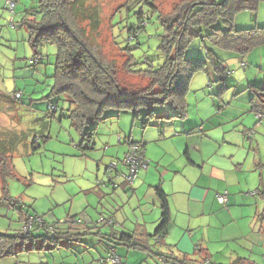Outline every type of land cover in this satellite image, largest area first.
<instances>
[{
    "label": "rangeland",
    "instance_id": "1",
    "mask_svg": "<svg viewBox=\"0 0 264 264\" xmlns=\"http://www.w3.org/2000/svg\"><path fill=\"white\" fill-rule=\"evenodd\" d=\"M7 1L0 0V131L6 129L11 132L3 143L12 154L11 163L15 176L8 179L6 197L9 196L10 200L4 197L0 178V231L6 234L19 233L28 225L27 214L41 217L47 225L56 224L62 232L81 235L64 237L61 246L55 249L50 238H45L52 237L55 232L35 229L32 231L34 239L24 245L21 241L18 242L15 253L2 256L0 252V264H112V249L123 258V264H209L202 254L203 251L206 253L204 248L199 250V246H190V234H194L192 243H202L205 228L203 233L187 231L181 216H174L168 228V232H171L168 242L175 249L170 245L161 248L156 246L153 249L170 257L128 247L119 237L111 235L110 225L100 223L102 215L108 217L117 212L121 216L115 220L114 225L119 232L118 236L133 229L137 219L143 222V230L146 228L147 234L155 232L161 212L156 208L155 213L150 211L154 209L156 194L148 186H141V180L137 183L141 188L138 191L136 187L135 194L119 186L124 181L121 172L127 170L123 160L130 150L128 138L131 137L138 143L146 142L144 152L151 167L162 165L160 161L180 165L186 160V156H179L175 152L167 154L168 149H165L170 144L167 142L170 139L165 137L173 136L177 128L166 125L165 133L161 126H154L153 123L165 122L166 119L154 117L144 127L139 120L134 119L131 110H106L103 120L86 127L94 132L92 144H83V137L68 117L72 107L69 98H59L52 94L56 47L45 43L36 53L31 44L30 32L23 24V18L36 5L37 0H10L16 2L14 11L7 6ZM127 1L85 0L83 7L92 11L93 15L98 14L99 23L94 27L92 21L85 18L82 20L84 26L101 47L102 54L115 59L119 66L125 63L128 56L116 44L115 35L124 46L139 44L134 48L138 67L144 68L146 59L153 61L156 67L162 65L165 58L158 49L161 43L159 35L162 32L159 14L151 15V6L143 0H129L128 5H125ZM151 2L162 12L170 11L173 5V0ZM127 7L128 13L131 12L129 18ZM142 7L146 15L149 13V23L132 40L129 38L127 24L137 23L138 17L134 13ZM27 17L33 18L32 15ZM234 26L236 29L264 26V1L256 11L238 12ZM206 45L211 48L206 38H195L186 57H203ZM213 50L226 59L227 67L232 73L227 75L226 81H221L218 73L209 65L206 71L194 74L186 95V118L174 117L169 122L180 126L177 129L179 142L181 140L185 147L188 143L191 147L198 145L196 149L190 148L191 154L197 155L202 148L210 153L215 150L216 153L221 147L236 153L235 161L241 163L243 168L234 175V180L241 183L233 189L241 201L240 207L254 216L257 208L259 213L264 209V200L256 193L257 189H264V118L260 120L251 110V97L254 95V87L251 85L264 86V45L255 47L246 56L218 48ZM36 54L43 55L44 59L34 65L31 59L38 56ZM118 75L121 82L133 91L149 84L145 76L128 74L121 68ZM221 86L225 87L222 92ZM16 90L24 94L19 100L13 98ZM51 102H56L58 108L52 117H48L46 114ZM155 111L158 115H171L175 112L169 104L156 105ZM185 119L188 120L183 123L181 120ZM46 122L48 130L43 133ZM198 126H201V131L196 135L182 133ZM21 132L27 133L28 138L12 144L9 141L12 135H22ZM42 133L48 137L42 138L40 148L33 151L34 135L40 137L43 136ZM187 138L188 142L185 141ZM82 144L83 148H89H80ZM114 161L118 163V170L111 172L108 167ZM109 178H113L117 188H114L115 185ZM139 178H143L142 172L136 181ZM100 181L103 183L100 184ZM99 190L104 191L102 197L98 194ZM142 210H147L144 217ZM21 212L26 216L23 219ZM78 218L84 222L73 223ZM197 225V222H193L191 227ZM209 235L212 238L210 247H222L228 242L223 241L216 233L212 235L211 232ZM149 239L155 244L154 239ZM253 246L254 252L252 249H244L239 250V253H228L234 257L246 255L257 263L264 264V244ZM181 251L189 253L182 255ZM185 255L186 260H183ZM224 255L219 257L221 260L213 262L229 263L230 258Z\"/></svg>",
    "mask_w": 264,
    "mask_h": 264
},
{
    "label": "trees",
    "instance_id": "2",
    "mask_svg": "<svg viewBox=\"0 0 264 264\" xmlns=\"http://www.w3.org/2000/svg\"><path fill=\"white\" fill-rule=\"evenodd\" d=\"M84 1L37 0L36 5L27 12V16L32 15L33 18L27 16L23 18V24L30 32L31 44L36 53L45 43L53 44L56 47V68L53 76L55 83L52 94L59 96V98L61 96L69 98L72 107L68 117L72 119L83 137V144L84 142H87L88 145L92 144L94 132L86 127L90 123L103 120L106 110H116L117 112L131 110L134 119L139 120L144 127L149 125L154 117L159 119L167 117L186 118V95L194 74L206 71L209 65L218 73L221 81H226L227 75L232 73L231 69L227 67L226 59L217 55L213 49L218 48L246 56L255 47L264 45V26L247 29H236L234 26L235 16L238 12L243 10L256 11L259 4L264 0H173L172 9L168 12L159 10L156 4L151 2L152 0H143L151 6V15L159 14L158 21L162 32L159 35L161 43L158 49L163 54L165 61L156 67L153 61L146 59V66L144 68L138 67L134 48L138 47L139 44L124 46L122 42H118V36L115 35L116 44H119L120 49L126 52L128 56L125 63L119 66L115 59L107 58L102 54L101 47L84 26L82 20L85 18L90 19L94 27L99 23L98 14L93 15L92 11L84 8L82 5ZM128 1L125 5H128ZM121 8L119 12H121ZM128 11L127 7V18L131 16V12L128 13ZM134 14L138 17L137 23L127 24L129 38L132 40L136 39L149 23L147 19L149 13L146 15L143 7ZM199 36L206 38L211 44V48L205 46L206 53L203 57L187 58L186 52L189 46ZM36 55L38 56L33 57L31 61L38 58L37 60L41 62L44 59L43 55ZM119 68L128 74L145 76L148 78L149 84L138 88L136 91L129 89L119 79ZM251 87H254V95L251 97V110L261 120L264 118V86L251 85ZM224 89L225 87L221 86L220 92ZM23 95L22 92V97ZM161 104H169L175 112L168 116L165 114L158 115L155 108L156 105ZM57 108L58 104L51 102L46 115L52 117ZM1 130L0 178L4 197H6L8 179L15 176V172L11 163L12 154H10L7 145L3 143L6 141L5 137L11 132L6 129ZM47 130L48 122L45 123L43 133ZM7 131L9 133H6ZM43 133V136L40 137L34 135L33 151L40 148L42 138L48 137ZM21 134H13L9 141L13 144L18 140L28 138L27 133L21 132ZM130 140L133 139L129 137L128 141ZM83 144L79 147L82 149L89 148H83ZM119 186L125 189L131 187L126 182ZM155 191L160 200L162 211L160 222L154 233L147 234L148 231L143 230L144 226L137 223L130 233L122 232V236H118L119 232L115 230L114 226L115 220L109 216L106 219H112L113 223L101 224L110 225L111 235H114L115 238L119 237L128 247L147 251L151 254L155 253L154 255L157 256L170 257L153 250L156 246L159 248L168 246L165 238L172 220L168 194L159 185L155 187ZM256 193L264 200V189L259 188ZM6 200H10L9 196L6 197ZM20 215L21 219L25 218V214L22 212ZM257 220L260 231L264 234V209L258 213ZM82 222L84 221L80 218L73 221V223ZM55 225L45 223L42 227L36 226V228L28 231L22 228V231L16 234H6L0 231L2 256L15 253L18 242L21 241L24 245L30 239L33 240L32 231L35 229L43 228L54 231L52 237L47 236L45 238H50L55 249L61 246V240L64 237L81 235V233L62 232L60 227ZM149 238L154 239L155 244H152ZM110 254L117 253L112 249ZM170 255L173 256L174 254ZM174 258H177L176 255ZM121 259V264H123V258L121 257ZM183 260H186V255ZM209 264L259 263L249 257L236 256L229 263L211 261Z\"/></svg>",
    "mask_w": 264,
    "mask_h": 264
},
{
    "label": "crops",
    "instance_id": "3",
    "mask_svg": "<svg viewBox=\"0 0 264 264\" xmlns=\"http://www.w3.org/2000/svg\"><path fill=\"white\" fill-rule=\"evenodd\" d=\"M165 115L168 116L167 114ZM165 119V122L161 121L160 123H153V125L161 126L165 133L166 125H174L177 129L180 127L176 124H170L169 121L175 118L171 119L167 117ZM188 119L181 121L184 123ZM194 128L195 127L189 129L190 133L187 129L182 133L196 135L201 131V126L196 127V129ZM177 129L174 130L173 136L167 135L165 137V139H170L167 141L170 144L166 146L165 149H168L167 154L168 152H175L179 156L185 155L186 160H183L180 165H175L171 162L161 163L162 161H160L162 165H158V167L156 166L155 168L151 167L152 165L149 164L147 169L140 171V173L142 172L143 178H139L138 181L134 182L131 187L125 190L135 194L137 191L136 187H138V191L141 188L137 184L140 180V183H142L141 186H148V189H153L155 194V187L158 185L161 186L168 194L172 216L171 221H173L174 216H181L182 220L186 223L185 226L187 231L196 230L202 232L205 228L204 237L201 239L202 243H192L194 241V234H190V246H195L196 248L199 246V250L204 248L206 253L203 251L202 254L205 255L207 262L221 260L219 257L222 254H225L224 256L230 258V260L233 259L234 256H231L228 252L239 253V250L242 251L244 249H252V252H254L255 248L253 245L257 244L259 246L261 243L264 244V234L260 231L257 220V215L259 213L258 208L256 207L257 213H255L254 216L247 214L245 209L240 207L239 203L241 201L233 189L234 186L241 183L239 180H234V175L242 171L243 168L241 167V163L235 161L236 153L228 148L221 147L220 151L216 153L215 150L210 153L209 150H204L202 148L197 155L191 154L190 148L196 149L198 145L195 144L194 147H191L188 143L187 147H185L181 140L179 142L180 137ZM193 129L194 131H192ZM163 131H161V133ZM188 139L189 138L185 139V141L188 142ZM141 143L146 150V142ZM228 143L230 144V141H228ZM145 157L147 159L146 153ZM217 157L220 159L218 160ZM155 182H157V184ZM113 184L115 185L114 188H117L116 183ZM261 184L260 182V185ZM225 190L229 193V201L226 205L222 204L218 199V194ZM103 192L104 191L99 190L98 194L102 197ZM253 193L256 194L255 191ZM156 197L154 209L150 212L155 213V208L158 212L162 211L160 200L157 195ZM142 211L144 217L147 214V210ZM116 213L117 212L111 213L109 217H112L114 220L121 217L119 213ZM160 218L161 213L158 224ZM137 220V223L144 226L143 222L141 223L139 219ZM193 222H197V227H191ZM131 230L132 229H129L127 233H130ZM145 230L147 229L145 228ZM110 231L112 232V229ZM211 232L212 235L216 233L223 241L228 242L222 247H210L209 243L212 242V238L209 233L211 234ZM170 233L169 231L166 235L165 242L175 249V246L168 242V235L170 236ZM181 253L183 255V253L188 254L189 252L181 251ZM243 256L247 257L246 255Z\"/></svg>",
    "mask_w": 264,
    "mask_h": 264
},
{
    "label": "built area",
    "instance_id": "4",
    "mask_svg": "<svg viewBox=\"0 0 264 264\" xmlns=\"http://www.w3.org/2000/svg\"><path fill=\"white\" fill-rule=\"evenodd\" d=\"M7 6L13 11L15 8V2L14 1H7ZM38 58L33 59L31 62L34 64L38 63ZM22 97V91H15L13 98L18 100ZM55 110V108H54ZM130 143V150L125 154L123 163L126 166V171L121 172V176L123 177L124 181L128 185L132 186L133 183L138 178V175L141 170L147 169L149 167V161L145 157L144 147L143 144L134 142L133 140L129 141ZM118 163L116 161L112 162V164L108 167V169L112 172L114 170H118ZM109 181L113 183V178H109ZM102 184V182H100ZM219 201L226 205L229 201V193L228 191H222L218 194ZM26 220H28V225L24 227L23 230L28 231L29 229L34 228V226L42 227L45 225V222L41 217L33 216V215H27ZM100 223H106L109 224L113 223L112 219L107 220L105 216L100 217ZM121 257L117 254H114L110 257V261L112 264H121Z\"/></svg>",
    "mask_w": 264,
    "mask_h": 264
},
{
    "label": "bare ground",
    "instance_id": "5",
    "mask_svg": "<svg viewBox=\"0 0 264 264\" xmlns=\"http://www.w3.org/2000/svg\"><path fill=\"white\" fill-rule=\"evenodd\" d=\"M114 191V190H113Z\"/></svg>",
    "mask_w": 264,
    "mask_h": 264
}]
</instances>
